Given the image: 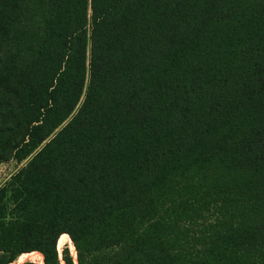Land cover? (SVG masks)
Masks as SVG:
<instances>
[{
	"label": "trees",
	"instance_id": "obj_1",
	"mask_svg": "<svg viewBox=\"0 0 264 264\" xmlns=\"http://www.w3.org/2000/svg\"><path fill=\"white\" fill-rule=\"evenodd\" d=\"M10 161L0 264H264V0H0Z\"/></svg>",
	"mask_w": 264,
	"mask_h": 264
},
{
	"label": "rangeland",
	"instance_id": "obj_2",
	"mask_svg": "<svg viewBox=\"0 0 264 264\" xmlns=\"http://www.w3.org/2000/svg\"><path fill=\"white\" fill-rule=\"evenodd\" d=\"M26 162L17 163L16 161H10L8 163H3L0 165V189L7 185V183L15 176L18 171L25 166ZM65 241V242H64ZM59 249V252L62 253L64 248H69L72 256L74 257L75 251L73 245L70 243L69 239L65 238ZM67 241V242H66ZM72 245V246H70Z\"/></svg>",
	"mask_w": 264,
	"mask_h": 264
},
{
	"label": "bare ground",
	"instance_id": "obj_3",
	"mask_svg": "<svg viewBox=\"0 0 264 264\" xmlns=\"http://www.w3.org/2000/svg\"><path fill=\"white\" fill-rule=\"evenodd\" d=\"M67 239L68 237H63L61 239V242L59 244V248L61 247L64 239ZM69 239V238H68ZM70 243L72 244L71 240L69 239ZM65 242V241H64ZM67 242V241H66ZM72 246V245H70ZM74 248V247H73ZM75 251V249H74ZM76 252H75V255H74V259L76 260ZM26 262H34V263H37V264H43V261L41 259V257L37 254V253H31V254H23L21 256H19L14 262H12L11 264H24ZM64 264V263H63Z\"/></svg>",
	"mask_w": 264,
	"mask_h": 264
}]
</instances>
